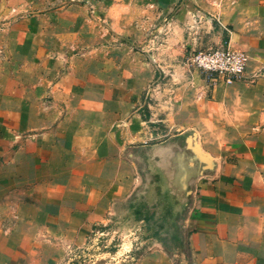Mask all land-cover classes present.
Wrapping results in <instances>:
<instances>
[{"label":"crops","instance_id":"crops-1","mask_svg":"<svg viewBox=\"0 0 264 264\" xmlns=\"http://www.w3.org/2000/svg\"><path fill=\"white\" fill-rule=\"evenodd\" d=\"M27 1L31 14L20 22L31 38V82L42 85L45 101L31 129L43 138L31 153V250L21 256L15 230L4 239L0 233V264H49L63 250L56 239L79 241L120 212L108 193L140 165L134 154L145 146L133 140L154 136L165 138L145 166L153 162L171 181L170 192L157 193L171 199L189 230L187 264H264V0H150L156 10L139 13L140 42L93 48L71 42L93 34L75 14L65 15L67 32H53L55 0H43L40 13L32 10L39 0ZM19 2L0 0V17L10 4L20 15ZM218 44L248 54L246 79L214 84L184 64L189 50ZM94 49L100 53L89 63ZM74 50L85 53L82 64L70 60ZM51 97L65 105L53 112ZM100 162L112 165L107 176ZM4 188L0 180V225L12 221L3 218ZM54 214L64 236L52 232ZM135 264L186 263L155 250Z\"/></svg>","mask_w":264,"mask_h":264},{"label":"rangeland","instance_id":"rangeland-1","mask_svg":"<svg viewBox=\"0 0 264 264\" xmlns=\"http://www.w3.org/2000/svg\"><path fill=\"white\" fill-rule=\"evenodd\" d=\"M39 1L41 8L32 9L34 13L43 11L45 3ZM28 2L20 0V15L17 16L13 4H10L5 17H0V166H3L0 180L5 185L4 201L8 206L2 212L3 218L12 219L10 223L4 221L0 225V233L4 239L15 230L19 236L21 256L31 250V153H38L35 142L43 138V130H32L31 124L39 117L43 119L45 104L41 97L42 85L31 82L34 75L31 72V38L25 36L27 26L20 22L24 15L31 14ZM51 5L53 32H67L71 24L65 15L75 14V22L83 25L85 33L93 34L78 36L71 42L76 40L80 46L89 44V48L113 40L140 42L144 35L139 29L144 20L139 13L146 9L151 13L156 10L150 0H55ZM66 8L76 10L70 12ZM109 29L116 30L115 34L112 31V36L108 35ZM95 50L87 53L89 63L93 55L100 53ZM72 52L70 60H75L74 64L85 61V53L79 50ZM185 55L184 64L187 65ZM50 103L53 112L58 103L65 105L64 101L54 97ZM39 107L40 116L35 113ZM162 138L154 136L145 141L133 140V145L145 146L142 152L138 150L134 154L140 165L135 167L134 162L133 167L128 168L131 170L129 179L119 184L120 189H110L108 193L110 200L107 202L117 204L120 212L108 213L104 220L95 222L79 241L71 237L56 239L54 242L63 250L49 264H135L147 252L155 250L169 251L179 261L189 262L190 234L188 228L179 225L182 214L175 211L177 207L171 199L165 196L166 200L162 201L163 197L159 196L171 191V181L163 178V173L153 162L145 166V160L155 159L152 148ZM87 150L90 149L83 147L82 151L86 153ZM103 158L101 155L100 159ZM109 166L112 165L100 164L101 177L107 176ZM56 216L54 214L49 221L52 232L61 237L67 228L59 225L58 218L53 220ZM17 221L19 226L15 225Z\"/></svg>","mask_w":264,"mask_h":264},{"label":"built area","instance_id":"built-area-1","mask_svg":"<svg viewBox=\"0 0 264 264\" xmlns=\"http://www.w3.org/2000/svg\"><path fill=\"white\" fill-rule=\"evenodd\" d=\"M248 61V54L244 50L226 44L191 49L185 55V62L190 68L215 84L246 79ZM262 71L264 74V66Z\"/></svg>","mask_w":264,"mask_h":264}]
</instances>
